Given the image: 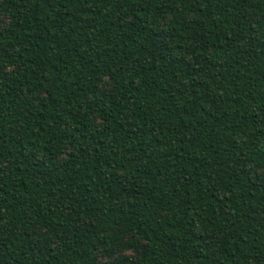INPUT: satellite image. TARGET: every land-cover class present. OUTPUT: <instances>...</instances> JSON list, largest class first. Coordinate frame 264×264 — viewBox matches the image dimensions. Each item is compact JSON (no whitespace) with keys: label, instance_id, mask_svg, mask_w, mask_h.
I'll list each match as a JSON object with an SVG mask.
<instances>
[{"label":"trees","instance_id":"obj_1","mask_svg":"<svg viewBox=\"0 0 264 264\" xmlns=\"http://www.w3.org/2000/svg\"><path fill=\"white\" fill-rule=\"evenodd\" d=\"M0 264H264V0H0Z\"/></svg>","mask_w":264,"mask_h":264},{"label":"rangeland","instance_id":"obj_2","mask_svg":"<svg viewBox=\"0 0 264 264\" xmlns=\"http://www.w3.org/2000/svg\"><path fill=\"white\" fill-rule=\"evenodd\" d=\"M129 253H132V251L131 250H123V254H129Z\"/></svg>","mask_w":264,"mask_h":264}]
</instances>
